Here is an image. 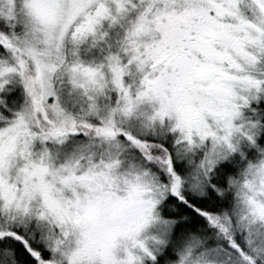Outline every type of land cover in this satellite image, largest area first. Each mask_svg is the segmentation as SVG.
Instances as JSON below:
<instances>
[{"label":"snow or ice","instance_id":"obj_1","mask_svg":"<svg viewBox=\"0 0 264 264\" xmlns=\"http://www.w3.org/2000/svg\"><path fill=\"white\" fill-rule=\"evenodd\" d=\"M0 264H264V0H0Z\"/></svg>","mask_w":264,"mask_h":264}]
</instances>
